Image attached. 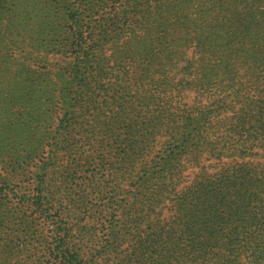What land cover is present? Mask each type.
Listing matches in <instances>:
<instances>
[{
    "label": "rangeland",
    "instance_id": "374dc122",
    "mask_svg": "<svg viewBox=\"0 0 264 264\" xmlns=\"http://www.w3.org/2000/svg\"><path fill=\"white\" fill-rule=\"evenodd\" d=\"M156 1L143 23L79 42L87 14L71 26L58 11L73 0H8L11 19L0 0V264H264V133L245 155L235 139L212 155L216 139L254 125L264 0ZM198 37L219 49L210 68ZM182 57L197 75L182 74ZM83 63V76L99 73L85 89L68 83ZM201 172L220 179L215 191L246 173L241 205L197 187Z\"/></svg>",
    "mask_w": 264,
    "mask_h": 264
},
{
    "label": "trees",
    "instance_id": "16d2710c",
    "mask_svg": "<svg viewBox=\"0 0 264 264\" xmlns=\"http://www.w3.org/2000/svg\"><path fill=\"white\" fill-rule=\"evenodd\" d=\"M148 1H153L155 2V6L157 8H162V6L159 5V3L156 0H147V1L146 0H73V3H71L70 5H67V7L65 8L59 6L58 11L63 10L61 13L65 16L64 18L65 20L70 21L71 26H78L80 24H85V23H81V21L84 18L83 15L85 13L87 14L88 24L85 30L80 32L78 36L76 37L77 41L80 42L83 39L86 40V38L90 35V33H92L94 29H98L101 36H108L114 33L115 31H118V30L122 31L123 28H126V27L131 28L132 26H137L140 23H143V20L145 19V17L152 14L151 6L150 5L145 6V4ZM7 2L8 0H1V9H2V12L4 13V17H8L11 19V16L7 14L8 12L6 8ZM81 7L83 9H81ZM138 7H140V9L143 10L142 20L133 22L131 21L130 17L133 16L132 15L133 11L138 10ZM255 16L257 18L264 19L263 10H261L260 13L255 14ZM256 17H254L250 21L249 20L246 21V25H248L249 23H254L253 22L254 19L257 20ZM256 24L257 26H260L259 19H258V22H256ZM87 30H89V32ZM241 32L243 33L241 34ZM246 32H249L248 26L239 27V31L236 32L237 33L236 37L237 39H239V42H240V37L243 39L246 35ZM182 45H184V43L181 44L180 46L182 54H183L185 50H183ZM240 45L243 46L242 43ZM80 49H81V46H80ZM193 49L195 53L200 55L198 58L199 60L202 61V62H199L198 65L203 66V67H208V68H210L212 64H208L205 62L204 60L205 56L214 55L219 50L215 46L206 45L202 41L201 37H198L196 39V43L193 46ZM182 58L186 61V63L184 61V63L181 65L182 74H185L188 76L197 75V73L199 72L197 71L198 70L197 67H195L192 63L188 62L189 58L187 59L184 57ZM215 62H218V61H215ZM220 66H221L220 67L221 71H227L230 68L229 64L226 62L220 63ZM80 67H83L82 70L80 69ZM86 69H87L86 63L78 64L75 67L71 68V72H74L73 76L75 78L71 77V79L72 78L73 79L70 81L68 80V83H72L73 81H75L78 88H81V89L89 88L91 86V80H94L96 76H99V73L98 74L94 73V75L92 76V79H89L87 76H83V74H85L86 72ZM261 96H262L261 99L258 98L259 100V103L257 105L258 111L251 108L252 110H254V112H251L253 113V116L248 117L252 119L254 118V120H252L254 122V125H248L246 121H243L242 123H240V125L235 126V129H231L229 131L231 134L227 133L223 137L216 139L215 144L217 145H215L213 148V151H212L213 156L218 157V156L224 155L225 153L232 154V151L236 148L234 146L233 139H235V143L239 145L240 154L245 155L247 151L249 152V150L252 147H254L255 138L259 137L260 132L264 133V91L262 89H260V97ZM65 98H67V96H65ZM88 100H92V99H88ZM62 115H65V113H63ZM249 141H251L250 145H249ZM262 147L264 148V141H262ZM175 172L176 173L178 172L177 169H175V167L174 169L169 170L170 175H173ZM232 173H235V171L231 170V174ZM215 175L217 174L215 173ZM198 176L200 177V180L197 181V185H196L197 187L198 186H201L202 188L204 187L202 189L203 191H215L216 184L218 183V181H220V179L219 180L215 179L213 181H210L211 180L210 179L208 181H205L202 178H207V176L203 172H201ZM249 176L250 174L247 175V180H246L247 183H249L248 182ZM236 177L241 178V180L238 183L234 182L233 179L231 178H229L228 180L226 179V181H223L222 186L220 187L219 191H215L216 195L214 196V199H213L214 201H217V203H219L220 201H223V200L232 199V200H237L236 201L238 202L237 205H241L240 202L242 201V198L245 199L246 197V194L240 193L242 189L246 188L244 185V181L246 179V173L245 175H243V173L237 174ZM41 185H42V181H38L37 187L32 196L33 203L36 205L38 214L41 213L43 210L40 207L41 199L44 197L45 198L47 197L46 194L42 192ZM197 190L198 188H196V191ZM160 196H161V191L158 189L154 190L153 194L150 196L151 201L149 202V204L154 203V202L158 203ZM194 198H195V201L197 202V201H201L202 197H194ZM142 220L140 222H142ZM152 220H155V218H152ZM145 238H146L145 241H147V237ZM161 241L162 240L160 238L151 239V242L154 247L157 246L156 244L157 242H161ZM202 246L203 245H201L198 249L200 250ZM73 259L75 260V264H77L76 258L73 257Z\"/></svg>",
    "mask_w": 264,
    "mask_h": 264
}]
</instances>
